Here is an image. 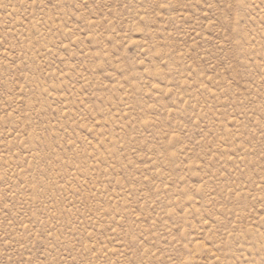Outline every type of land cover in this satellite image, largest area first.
<instances>
[{
    "label": "rangeland",
    "instance_id": "374dc122",
    "mask_svg": "<svg viewBox=\"0 0 264 264\" xmlns=\"http://www.w3.org/2000/svg\"><path fill=\"white\" fill-rule=\"evenodd\" d=\"M0 264H264V0H0Z\"/></svg>",
    "mask_w": 264,
    "mask_h": 264
}]
</instances>
